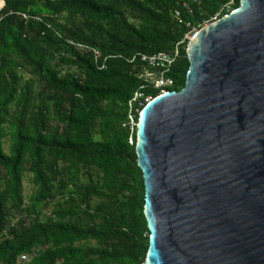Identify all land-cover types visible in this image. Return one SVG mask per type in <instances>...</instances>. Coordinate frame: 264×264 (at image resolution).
<instances>
[{"label": "trees", "instance_id": "obj_1", "mask_svg": "<svg viewBox=\"0 0 264 264\" xmlns=\"http://www.w3.org/2000/svg\"><path fill=\"white\" fill-rule=\"evenodd\" d=\"M238 6L0 0V264H143L149 230L127 103L136 90L160 89L141 76L156 68L127 59L179 43L165 74L166 91H178L189 68L185 35Z\"/></svg>", "mask_w": 264, "mask_h": 264}, {"label": "water", "instance_id": "obj_2", "mask_svg": "<svg viewBox=\"0 0 264 264\" xmlns=\"http://www.w3.org/2000/svg\"><path fill=\"white\" fill-rule=\"evenodd\" d=\"M185 85L138 113L143 264H264V0L187 40Z\"/></svg>", "mask_w": 264, "mask_h": 264}, {"label": "built area", "instance_id": "obj_3", "mask_svg": "<svg viewBox=\"0 0 264 264\" xmlns=\"http://www.w3.org/2000/svg\"><path fill=\"white\" fill-rule=\"evenodd\" d=\"M23 17H27L26 14H22ZM176 16L179 17V13H176ZM217 16L212 17V20L217 19ZM211 20V21H212ZM210 22V21H209ZM207 23V22H206ZM204 23V24H206ZM198 28L192 27V29L185 35V38H189L190 35L197 30ZM77 50H89L90 48L83 45V44H76L72 43ZM179 44V43H178ZM178 44H176L175 48L172 51H160L151 55L137 53L129 57L127 60L132 62L136 58H139L141 61L147 63L151 68H156V70L146 71L141 76L144 77L145 83L143 86L147 84L153 85L155 88L160 89V93L166 91V87L171 85V81L165 78V74L169 71L170 66L173 64L175 59L179 56V49ZM94 51V50H93ZM95 53V51H94ZM104 66V65H103ZM101 66V67H103ZM143 98L144 102H148L152 96L151 95H144L141 90H136L132 96L128 100V124L130 128L134 125V113L133 109L135 106L141 105ZM24 258V256L22 257Z\"/></svg>", "mask_w": 264, "mask_h": 264}, {"label": "rangeland", "instance_id": "obj_4", "mask_svg": "<svg viewBox=\"0 0 264 264\" xmlns=\"http://www.w3.org/2000/svg\"><path fill=\"white\" fill-rule=\"evenodd\" d=\"M26 77H28V76L26 75ZM5 149L6 150L8 149V143L7 142H5ZM30 177L31 176L29 174H26L24 176V179H23V192H24V197H25L26 201H28L29 196L34 191V187H33V185L30 182Z\"/></svg>", "mask_w": 264, "mask_h": 264}]
</instances>
